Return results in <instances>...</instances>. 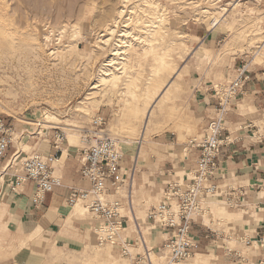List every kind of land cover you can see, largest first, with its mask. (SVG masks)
<instances>
[{
	"label": "rangeland",
	"instance_id": "rangeland-1",
	"mask_svg": "<svg viewBox=\"0 0 264 264\" xmlns=\"http://www.w3.org/2000/svg\"><path fill=\"white\" fill-rule=\"evenodd\" d=\"M154 1L168 14L163 36L134 42L131 49H122L125 52L114 58L123 27L122 22L116 28L112 25L119 0H0V120L11 129L13 148L23 139L28 155L38 152L50 164L45 151L52 143L55 149L59 146L56 158L64 153V160L67 146L82 147L83 151L88 142L94 144L92 122L99 115L107 119L104 133L122 149L126 143L139 150L150 136L164 132H173L179 141L189 137L188 147L191 141L200 140L205 130L195 133L194 118L188 115V104L194 102L200 88L196 80L213 84L207 93L214 94L215 88L232 83L241 67L249 72L264 69V0H214L210 4L209 0ZM206 7L212 12L205 13ZM225 7L228 12L221 17ZM109 24L112 33L105 31ZM207 33L215 37V43L208 46L191 37ZM111 58L115 59L112 75L119 77L117 82L95 87ZM230 69L232 75H228ZM57 131L64 134L63 143H57ZM35 144L40 149L33 152L29 146ZM177 176L184 184L182 174ZM85 204L71 206L72 215L82 225L94 227L99 219ZM205 207L204 217L212 212L220 223L230 221V210L220 198L206 199ZM148 214L134 219L138 247L123 240L126 226L116 237L131 257L123 256L120 247L101 245L99 227H94L86 242L72 248L73 252L55 250L33 238L6 240L2 236L0 264H134L132 258L152 249V264H166V236L155 229ZM139 228L142 235L144 231L147 248L139 241ZM236 237L228 245L231 250L240 239ZM218 244V248L224 245L222 241ZM243 250L247 258L255 249L243 244ZM217 260L212 250H198L180 264H217Z\"/></svg>",
	"mask_w": 264,
	"mask_h": 264
},
{
	"label": "crops",
	"instance_id": "crops-1",
	"mask_svg": "<svg viewBox=\"0 0 264 264\" xmlns=\"http://www.w3.org/2000/svg\"><path fill=\"white\" fill-rule=\"evenodd\" d=\"M191 37L196 41L203 40L204 46L215 43L213 34ZM228 71V75L233 74L231 69ZM196 81H199L200 88L194 95V102L188 104V115L194 118L192 129L200 133L215 118L218 100L214 94L207 93L213 84L202 82L200 78ZM98 117L107 120L104 115ZM224 127L223 138L226 141L217 159V174L212 179L219 186L220 194L210 198L218 197L228 207L230 221L220 223L216 214L210 212L203 220L195 222L191 228L194 251L212 250L218 259L217 264H252L258 261L262 253L250 250L247 261L241 262L239 257L243 256L244 250L240 240L255 238L264 229V69L250 72V80L225 116ZM175 135L173 132H164L150 136V141L139 150L124 143L121 148L124 157L117 175L106 181V198L110 202L119 201L123 209V227L126 226L123 240L133 242V246H139L134 219L138 221V216L147 215L153 207L164 202L167 185L180 182L178 173L182 174V182L186 184L196 168L198 150L188 147L189 137L185 136V140L179 141ZM22 140L14 144L17 149L11 145L5 158L0 161V237L5 236L6 240L33 238L37 243L46 244L55 250L73 252L75 250L72 248L86 242L88 231L94 227L95 230L101 223L98 221L94 227L82 225L72 215L74 208L68 204L74 191L92 187L91 182L82 175L83 148L67 146V156L63 160L64 153L56 158L55 147L48 143L46 157L61 178L62 185L48 193L42 204L36 205L32 201L33 182H26L18 193L10 190L14 176L23 173L21 159L28 155ZM29 147L33 152L40 149L38 144ZM231 189L243 195L239 201L241 205L229 203ZM237 235L240 239L233 250L237 253L228 255L226 247ZM143 236L146 241L144 231ZM220 241L224 245L218 248Z\"/></svg>",
	"mask_w": 264,
	"mask_h": 264
},
{
	"label": "built area",
	"instance_id": "built-area-1",
	"mask_svg": "<svg viewBox=\"0 0 264 264\" xmlns=\"http://www.w3.org/2000/svg\"><path fill=\"white\" fill-rule=\"evenodd\" d=\"M249 80L250 72L243 66L238 70V76L232 83L219 89L215 88L213 93L218 100L217 114L208 123L200 140H193L189 144L199 152L195 170L186 184L180 182L168 184L164 191V203L149 211V220L155 229L166 236L163 244L166 264H180L193 256L195 243L191 236L192 225L198 220H203L207 212L205 200L220 194L219 186L212 179L217 174L219 167L217 159L226 141L223 138L225 116ZM104 125L102 117L93 120L92 126L96 131L89 134L92 135L94 144L92 141L88 142L89 147L82 151L84 157L82 175L91 182L92 187L89 190L74 191L68 203L75 206L86 202L84 206L101 222L98 226L101 232L100 244L120 247L123 256L131 257L127 247L118 243L116 238L122 229L121 205L118 202L104 200L106 181L117 175L124 156L119 142L104 133ZM89 134L86 139L89 138ZM55 139L57 143H63L66 138L57 131ZM12 143L11 129L0 120V160L5 158ZM58 148L57 145L56 149ZM21 162L23 173L14 176L10 190L18 193L26 182L31 181L34 183L32 201L40 205L48 193L62 185V180L38 152L26 155ZM242 196L237 190L231 189L228 201L233 206H239ZM241 241L246 247L260 251L262 255L255 264H264V229L256 238H242ZM152 251L153 249L146 250L144 255L132 258L134 264H152ZM226 252L228 255L234 253L227 247ZM239 258L242 262L245 261L244 258Z\"/></svg>",
	"mask_w": 264,
	"mask_h": 264
},
{
	"label": "bare ground",
	"instance_id": "bare-ground-1",
	"mask_svg": "<svg viewBox=\"0 0 264 264\" xmlns=\"http://www.w3.org/2000/svg\"><path fill=\"white\" fill-rule=\"evenodd\" d=\"M212 1H214V0H209L208 4L212 3ZM119 5H120L119 10L117 12L116 17L113 18L114 20L112 21V25H113V27L116 28L122 22L123 27L121 28V31L119 34V39L117 41L118 44H116L117 47L114 48V51L112 54V57H114V58L125 52L122 49H125V50L131 49L134 42L141 43L142 41H146V39L149 40V42H151V40L148 37H150L151 39H154V38H157L159 35H162V32H161L162 25H163L164 21L167 20L166 15L168 16V14L166 13V10L163 9V7H161V5H159L154 0H119ZM209 10L211 11V9L208 7L204 8L205 13L209 12ZM226 12H228L226 7L222 8L221 17L225 16ZM219 22H220V18L214 22V25L218 24ZM112 25L109 24L105 27L106 33H107V31L109 33L114 32ZM108 41H109V39H107L105 42H108ZM137 41H139V42H137ZM149 47L151 50L154 49L152 45H150ZM114 58H111L107 63H105V65H104L106 68V69H104V70H106L105 75L103 78L100 79V82L95 87H99L100 83L102 85V84H106V83H111V82L116 83L117 82L119 77L112 75L113 70L116 68ZM125 62H126V60H125ZM161 65L164 66L165 63L164 64L161 63ZM123 66H126V64L125 65L123 64ZM121 69L122 68H118L117 71L121 70ZM160 69L161 68L159 67V69H156V71L160 70ZM146 124H147V122H146ZM140 137H141V142H142V140L145 137V133H143V135ZM118 203L120 204V202H118ZM122 211H123V209H121V215H122ZM124 219H125V217L123 216V220ZM122 226H123V221H122ZM100 234H101V232H100ZM139 239H140L139 240L140 243L145 248H147V245L145 243V239L143 238V235L141 233L140 228H139ZM234 253H237V252L234 251ZM240 257L244 258L245 261H243V263L247 261L245 257H243V256H240ZM239 260H240V258H239ZM255 263L256 262H253L252 264H255Z\"/></svg>",
	"mask_w": 264,
	"mask_h": 264
}]
</instances>
